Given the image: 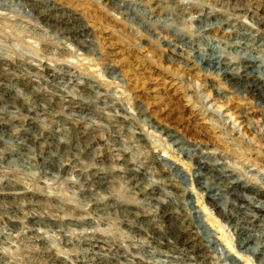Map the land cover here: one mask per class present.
Returning a JSON list of instances; mask_svg holds the SVG:
<instances>
[{
	"label": "rangeland",
	"instance_id": "374dc122",
	"mask_svg": "<svg viewBox=\"0 0 264 264\" xmlns=\"http://www.w3.org/2000/svg\"><path fill=\"white\" fill-rule=\"evenodd\" d=\"M112 1L129 12L110 0H0L11 77L0 85V264H259L245 239L264 241V213L228 188L264 201V103L193 49L226 50L243 32L259 48L264 0ZM242 76L264 94L260 75ZM71 122L82 136L56 147ZM202 157L224 174L195 177ZM206 182L223 197L204 195ZM231 203L251 220L240 236L213 206Z\"/></svg>",
	"mask_w": 264,
	"mask_h": 264
},
{
	"label": "bare ground",
	"instance_id": "6f19581e",
	"mask_svg": "<svg viewBox=\"0 0 264 264\" xmlns=\"http://www.w3.org/2000/svg\"><path fill=\"white\" fill-rule=\"evenodd\" d=\"M111 2H113L112 0H110ZM108 2V1H107ZM113 4L117 5L116 2H113ZM123 4V3H122ZM220 4V3H219ZM226 4V3H225ZM108 5V4H107ZM236 5V4H235ZM221 6V5H220ZM227 6V5H226ZM112 7V6H111ZM117 7H119V4L117 5ZM121 8V12H129V8L127 7H123L120 6ZM119 7V8H120ZM115 8V7H114ZM112 9V8H111ZM233 9V8H232ZM38 10V9H37ZM114 10V9H113ZM116 12V11H115ZM120 12V13H121ZM118 13V12H117ZM62 16V15H61ZM193 18V17H191ZM130 19V17H129ZM147 19V17H146ZM206 20V19H205ZM197 21H199V19L197 18ZM204 21V19H203ZM201 21V22H203ZM140 22V21H139ZM156 22V21H155ZM208 22H205L204 24H206ZM215 23V22H214ZM162 24H165L164 22H162ZM223 24V23H222ZM141 25V24H140ZM72 27V26H71ZM77 28V27H76ZM66 29V28H65ZM63 29V30H65ZM151 32L150 30H148L146 28L145 32ZM244 34H236L239 35V37H235V41L233 42H228V41H222L221 43L224 45V48H227L226 50L223 49V47L221 46H217V44H215L213 46V44L211 43H207L206 46V50H201L200 47L194 48L193 51L198 54V57H200V60L202 61V63H205L207 61V64L205 63V65L203 66L204 68H206L207 72H211L215 75L221 76L224 79V83L229 85H231V87L235 90V92L237 94H246V96L248 98H252L253 101H259L258 103L256 102L257 105H261L262 103H264V94L262 93L263 91L260 90V88L256 85H252L251 82L245 78V76L243 77L242 75L245 72L249 73H257V75H260L262 79H264V41H261L258 43V47L256 48V43H252V35H250L249 33H245ZM157 35V34H156ZM155 36V34H154ZM73 38V37H72ZM73 41V40H72ZM82 43V42H81ZM220 45V42H218ZM185 44H183L182 46H184ZM169 46H171L172 48H174L175 50L178 51V49H180V51L182 52L183 50L181 49V47L178 44H175V42L172 44H170ZM197 46V45H196ZM189 48V47H188ZM187 48V50H188ZM193 48V47H192ZM191 48V49H192ZM179 52V51H178ZM190 52V51H189ZM222 52L223 54L225 53H229V52H233L235 53L237 59L239 58V62H233V67L230 68L228 67L225 63L228 60H224L221 61L225 58L224 57H220L219 55H217V53ZM221 55V54H220ZM197 58V57H196ZM199 62V61H198ZM248 66H255L254 68H250ZM245 70V71H244ZM244 71V72H242ZM240 75V76H239ZM11 79L10 77V73H8L5 69H0V85H6V83ZM237 79H242L243 81H240L242 83H239V81ZM231 82L233 84H231ZM248 82V83H247ZM239 83V84H238ZM251 84V85H250ZM10 90V89H9ZM76 91V90H75ZM7 94V92H3L2 94H0V97H3ZM11 97L10 95H7L5 99ZM42 98V97H41ZM43 99V98H42ZM44 100V99H43ZM261 101V102H260ZM60 106V105H59ZM72 106V105H71ZM264 107V106H263ZM31 108V107H30ZM54 108H57L54 107ZM53 109V108H52ZM42 111V110H41ZM28 112L33 114L34 116L39 115L40 112H38V109L36 110H30L28 109ZM43 112V111H42ZM89 112H92V110H89ZM13 113V112H12ZM79 113V112H78ZM77 113V114H78ZM94 113V112H93ZM100 115V114H98ZM118 122L116 120L113 121L112 123V127L117 128ZM30 125V123H29ZM69 126H67V128H63V131L61 132L64 135L65 141H63V143H59L58 141L55 142V146L59 147V145L62 144H69L74 142V139L72 138V134H74L76 136V138L78 139L79 137L82 136V133L78 131V134H75V132H77V130L74 132L73 129V123H69ZM62 130V129H61ZM126 133V132H125ZM123 134V133H122ZM62 135V136H63ZM126 135V134H125ZM89 137V136H88ZM90 138V137H89ZM137 139V138H136ZM138 140V139H137ZM54 147V146H53ZM62 149V148H61ZM64 149H67L66 146L64 147ZM71 149V153H80L81 150L79 149V147H77L76 145H72V147H70ZM85 157H89L88 153L85 155ZM84 157V159H85ZM200 157V156H199ZM203 158V157H202ZM188 159V158H187ZM57 161V160H56ZM120 163V162H119ZM158 164V162H157ZM195 164H196V168L198 170V173H196L194 176L195 177H201V178H205V176L207 174H211V177H209L210 179L214 176H217L218 173L220 174H224V170H218L216 163H209L208 159L203 158V159H198L195 160ZM103 177V176H102ZM131 177V176H130ZM128 178V177H127ZM216 179V178H213ZM131 181V185H132V189L133 188H137V192H142V188L139 187V185L136 182H132V181H136V179L134 177L130 178ZM239 182V181H238ZM106 182L101 181L100 184H104ZM233 184H237V181H232ZM221 184V183H220ZM107 185V184H106ZM218 185V184H216ZM226 187V186H225ZM199 190L201 192L204 193V195H207L208 197L212 198L213 200L217 201L220 197H223L220 194V190L216 189V187L210 186L209 184H207V182L205 183L204 186L199 187ZM228 190L230 191V193L232 195H234V197L236 199H238L239 201L243 202V203H247L251 208H253V211L257 212V213H264V201H260L257 200L254 196H252L251 198H249L248 196H246L245 194H243V192H240L236 187L235 188H231ZM254 197V198H253ZM154 200V199H153ZM233 200V198H232ZM255 201V202H254ZM155 203L157 202V204L160 205H167V203L165 204L163 201L159 200V199H155L154 201ZM263 203V204H262ZM169 205V204H168ZM167 205V206H168ZM238 205V204H237ZM215 206V209L217 210L218 214L221 215V217H225L224 219H226L227 222H231L232 225L234 224V226H238V234L240 236V234L244 231H246V229H248L249 223H250V218H247L242 212V207H236L233 203H231L230 205H213ZM237 209L238 211H235L234 209ZM238 212V213H237ZM252 222L253 225H255L256 223L260 222L261 220L259 219V217L256 216V214H252ZM264 218V216H263ZM260 229V228H259ZM249 231H252V229H250ZM261 231V230H260ZM222 233V232H221ZM246 233V232H245ZM250 233V232H249ZM170 235V234H169ZM173 235V234H172ZM250 236V235H249ZM159 237V236H158ZM165 237V236H164ZM256 237V236H255ZM167 238V237H166ZM176 238V237H175ZM209 239V238H208ZM241 239V238H240ZM171 240V239H170ZM242 240V239H241ZM245 240H247V242H251L249 244L246 245H250L253 244L250 249L251 252L256 256L261 254L262 258L259 259V264H264V251L258 253L259 251V247L258 244L263 246L264 249V241L258 242L256 243V238H252L247 237ZM209 241V240H208ZM244 241V240H243ZM174 242V241H173ZM176 242V241H175ZM188 242V241H187ZM240 242V241H239ZM246 242V241H244ZM246 242V243H247ZM184 243V242H183ZM191 244V243H190ZM238 244V243H237ZM240 244V243H239ZM244 245V246H246ZM211 247V246H210ZM240 247V246H239ZM213 248V247H212ZM248 249V248H246ZM145 250V249H144ZM182 250V249H181ZM184 250V249H183ZM160 251V250H159ZM247 251V250H246ZM197 252V251H196ZM245 252V251H244ZM243 252V253H244ZM249 253V252H248ZM145 254V253H144ZM192 254V253H191ZM201 254H205L201 252ZM198 255V254H197ZM147 256V255H146ZM184 256V255H183ZM191 256V255H189ZM250 256V255H249ZM199 257V256H198ZM202 258L204 260V256L202 255ZM163 261V259H162ZM231 261V260H230ZM205 262V261H204ZM167 263V262H166ZM169 264V263H168Z\"/></svg>",
	"mask_w": 264,
	"mask_h": 264
}]
</instances>
